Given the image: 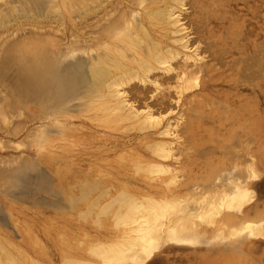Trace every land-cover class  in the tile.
Listing matches in <instances>:
<instances>
[{"label": "rangeland", "instance_id": "1", "mask_svg": "<svg viewBox=\"0 0 264 264\" xmlns=\"http://www.w3.org/2000/svg\"><path fill=\"white\" fill-rule=\"evenodd\" d=\"M6 1L12 6L18 2L22 7L16 5L17 8L29 13V17L27 14L25 18L18 17L24 19L23 24L17 15V28L12 25L14 30L10 26L6 32L5 37L11 32L8 40L16 37L17 40H12L15 43L7 40L14 47L23 44L16 41L22 39L25 43L27 36L34 34L33 25L53 24L45 6H40L42 9L38 11L28 3L31 0ZM129 3L130 0H111L109 6L124 8ZM7 6L5 4L4 8ZM46 11L47 15L49 13L47 17ZM38 12L45 14L40 16ZM183 14L189 44L192 50L197 47L203 56L200 65L193 66L207 65V69L189 78L191 89L185 90L186 93L180 87L183 81L176 75L178 70L155 73L153 76L159 80L158 85L138 82L133 84L134 89L131 85L125 88L131 102L138 108L152 106L157 115L174 123L171 136L163 134L162 128L141 130L134 120L115 122L109 119L107 112L100 109L98 103L93 105L86 96L88 88L85 85L74 91L75 98L70 102L73 107L68 102L69 105L62 107V113L55 111L54 115L51 110L53 115L49 113L50 118L46 119L42 113L44 109L36 105L31 95H17L20 91L14 85L19 69L16 63L12 72L10 66L4 69L3 62L11 54L6 57L3 51L6 48H0L3 51L0 52L3 56H0L3 61L0 63L4 65L0 70L8 73V76L0 73V239L14 254L17 249L22 250L27 263L63 264L65 257L87 259L93 243L117 236L119 229H116L113 217L101 216L103 219L99 223L96 220L100 208L89 211V205L100 193L108 194L104 193L99 200L103 206L121 190L130 192V189L134 193L182 197H192L195 188L202 191L203 185L212 189L219 186L222 191L232 192L238 180H248V167L254 162L260 176L254 186L256 199L249 200L242 210L227 213V208H216L214 221L201 217L193 219L196 227L192 228V234H203V238L196 235L183 244H164L144 263L128 261L117 264H264V236L224 237L219 223L224 214L234 216L232 227L242 223L243 219L264 221V0H187ZM45 19L50 22L47 24ZM77 27L69 21L65 29L63 26L58 32L52 29L58 33V38L66 35L64 39L70 41V35L77 32ZM165 33L159 29L156 36L170 48L182 50L181 44L175 42L181 34L170 32L164 36ZM18 35L19 39L25 36L19 40ZM24 47L19 49L30 51ZM19 49L14 51L18 50L20 54ZM83 55L79 54V57ZM72 59L69 57L68 60L74 61ZM176 61L177 65L183 59L180 56ZM12 90H16V94ZM21 97L25 99L21 100ZM42 123L50 126L44 127L43 140L46 143H40L41 138L37 139L38 144L33 140L37 133L33 132ZM64 125L69 130L64 129ZM164 140L173 142L172 156L166 160L153 153L154 146ZM195 148L198 149L195 151ZM149 162L166 164L175 172L151 174L139 171L144 170ZM138 164H141L140 168ZM82 193L90 194L89 203L79 200ZM219 201H223L222 195ZM189 203L192 205L193 202L190 200ZM86 211L90 212L89 215Z\"/></svg>", "mask_w": 264, "mask_h": 264}, {"label": "bare ground", "instance_id": "2", "mask_svg": "<svg viewBox=\"0 0 264 264\" xmlns=\"http://www.w3.org/2000/svg\"><path fill=\"white\" fill-rule=\"evenodd\" d=\"M45 1L46 0H44V2ZM110 1L111 0H47L46 3H43V0H31L28 3H32L33 6H31V4L30 6L33 7V10L36 8L39 11L42 9L40 6L46 7L45 9L51 14L50 19L53 20H51L52 22L48 21L53 24L49 25L47 19H45L48 24L46 26V22L43 23L44 26L41 25V23H39L40 25L37 23L38 25L36 26L38 27L30 23L35 29L37 28V31H34L35 29L33 30L30 26L34 34H29L30 37L28 35L26 41L25 38H23L27 46L21 39L25 35L21 36V40L19 39L20 35H18L20 41L16 42L19 44L22 42L23 44L19 46L16 43L15 45L19 46L22 50L24 46V49H30V51H21L19 47L13 46L15 42L12 40H17L15 39L16 37L10 39L13 42H11L12 44H8V41H10L8 38L11 36L8 37V35L11 32L9 34L7 33L8 38L5 36L10 26L14 25L17 28L18 25L16 26V24L18 22L15 19L16 16L18 15L17 18L21 16L25 18L27 13L25 14L22 8V11H20L19 8L22 7V5H18L17 1V4L13 1L15 6H12L9 2L7 3L6 0H0V40H3V37L7 38H4L3 43H5L3 45L0 43V48H6L7 54L6 51L3 50L6 57L11 54V57L5 59L4 62L2 60L0 61L6 65V67H4L3 63H0V68L3 66L4 69H6L8 66L9 69L10 66L11 71L17 64V68L19 69L17 70L16 68L18 75L15 83L17 82V84H12H15L14 87L20 91L17 95H19V93L22 96L31 95L36 105L38 104V106L44 109L42 113L43 117H46V119L50 118L49 113L51 110L54 111V115L56 113L55 111L62 113V107L64 105L66 106L68 102L71 104V100L75 98V95H73L74 91L85 85L88 88L86 89L88 91L86 96H89L93 105L98 103L99 108L103 111L105 110V113L107 112L110 116L109 119L115 122L118 120H123V122L124 120H134L141 130L154 127L162 128L164 129L163 134L171 136L174 123L170 120L166 121L164 116L157 115L152 106L138 108L131 102L132 100L129 98V94L125 88L131 85L130 87L134 89L133 86L138 82L143 85H147L148 83L158 85L159 80L154 78L155 73L157 74L160 71L170 73L178 70L176 75L183 81L180 83V87L185 91L191 89L189 78L207 69V65H201L197 68L194 67L195 65H200L203 56H200L197 47L192 50L189 44L188 27L183 17L187 0H130V3L124 8H120L119 5L110 8ZM5 4L8 6L4 8ZM16 5H18L19 8H17ZM26 8L28 12L29 9L27 6ZM17 11L19 12L17 13ZM47 11L45 17L49 16V13L47 15ZM115 12H119L120 15H114L116 14ZM37 14H39V12ZM44 14L45 12L39 15L43 16ZM66 14L69 15V18L66 17ZM31 16H33L32 13ZM27 17H29V15ZM35 18L36 17H34V19ZM18 19L22 20L21 18ZM28 19H31V17ZM38 19L42 21L41 17ZM25 20L27 21V19ZM69 21L73 26H78L77 32L73 33L72 31L73 34L70 35L72 36L70 41L64 39L66 35L62 36L63 39L62 37L58 38V33H56L55 30L58 32L61 30L62 26L63 28L65 26L67 27ZM23 23L24 21L22 24ZM14 26H12L13 30ZM52 28L55 30L53 31ZM23 29H25V27ZM159 29L166 31V33L163 34L164 36H167L170 32L181 34V38H176V41H174L176 44H181L182 50L174 49L173 47L170 48L160 41L159 39L161 38L158 39L156 36ZM14 32L15 31L12 33L14 34ZM16 32L18 33V31ZM60 33H62V31ZM2 40L0 42H2ZM5 40H8L7 43ZM28 45H30V47H28ZM6 46L9 47L10 51ZM13 48H18L23 54L21 52L18 54V50L14 51ZM11 50L14 51V53L12 52L13 54L17 52L18 55L15 54V56L12 53L8 54ZM3 51L1 50L0 52ZM79 54L84 55L79 57ZM5 55L4 58H6ZM0 56L3 57L1 53ZM180 56L183 62L176 65V60L180 58ZM69 57H73L72 60L74 61H70L71 59L68 60ZM255 59L258 60L260 58ZM260 61H262V59H260ZM260 61H258V63H260ZM262 64H264V61H262ZM175 65L177 67H175ZM2 70H0L1 74H8H5L6 72H3L5 70ZM9 74L12 75L11 73ZM8 78H11V76ZM16 85L18 87H16ZM11 88L13 89V86ZM182 89L180 91H182ZM29 97L30 96H27L26 98ZM22 98L23 97H21V100ZM159 99L161 100V98ZM162 101L163 100H161V103L163 104ZM70 106H72V104ZM64 110L66 113V109ZM56 116L54 117L56 118ZM43 117H41V119ZM57 120L56 118V121ZM44 123L38 126L34 132L32 131L35 134L37 133L36 137L34 136L35 139L33 137V140H36L35 142L38 144L46 143L43 137L45 136L44 133H46V126L49 128L50 125ZM51 124L53 125V122ZM63 124L61 125L63 126ZM55 125L59 126L58 124ZM64 126V129H66L67 126ZM64 129H62V131ZM52 134L53 133L50 135ZM41 138V142L38 141ZM172 144L173 142L165 140L160 141L154 146L153 153L165 160L171 158L173 152ZM194 146L189 147L192 149ZM196 149L198 148H195V151ZM198 151L200 152V150ZM253 156L256 157L255 154ZM140 165L137 167L140 168ZM137 167L136 170L138 169ZM248 169V180L242 182L237 179L238 181L234 185L232 192L222 191L219 186H217V188L213 186L216 189H212L209 185L208 187L207 185H203L204 189L202 187V191H198V189L195 188L196 191L194 190L192 197L190 195H188L190 197H182L160 193H134L130 189V192L128 190H121L111 201L101 206L99 200L105 193L103 191V194L100 193L101 195H98L99 197L91 202L89 211L96 207L100 208L98 213L100 216L98 217L97 215L98 218L96 220L99 221V223L103 216L110 219L113 217L114 225L116 229H119L117 236L111 240H98L96 243H93L88 251L90 255L89 258L77 259L65 257L63 259V264H117L128 261L144 263L164 244H183L189 242L191 236L196 235L199 236V238H203V234H192V228L196 227L193 219L201 217L207 221H214L213 217L216 208H220V210L222 208H227V213H230L235 209L242 210L249 200L253 201L256 199L254 186L256 182L260 180L256 163L252 162ZM241 170L243 169H240V171ZM139 171H146L151 174L163 172H173L174 174L175 172L174 169H170V166L167 167L166 164L160 162H149V164H146L144 167V170L141 169ZM206 183L207 182H205V184ZM200 185L202 186L201 183ZM87 188L90 190L89 187ZM93 190L94 187L91 192ZM89 193H82L79 200L89 203ZM105 195L108 194L105 193ZM220 195H222L223 201H219ZM72 200L74 201V198L71 199V201ZM190 200L193 202L192 205L189 203ZM85 213L89 215L90 212L86 211ZM91 213L93 215V212ZM87 215L85 217H88ZM234 219L232 214H224V217L219 220L224 237L233 239L264 236V221L243 219L242 223H237L235 224L237 226L232 227L231 224L234 223ZM195 232L198 231L196 230ZM194 239L195 237L191 239V242H193ZM17 250V254H14L12 251L8 250V247H6L0 239V264H29L27 263L26 256H24L25 253L20 249ZM18 255L23 258L21 259ZM31 264L37 263L32 261Z\"/></svg>", "mask_w": 264, "mask_h": 264}]
</instances>
